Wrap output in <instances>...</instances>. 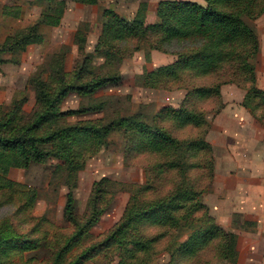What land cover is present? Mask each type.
Here are the masks:
<instances>
[{
  "label": "rangeland",
  "instance_id": "obj_1",
  "mask_svg": "<svg viewBox=\"0 0 264 264\" xmlns=\"http://www.w3.org/2000/svg\"><path fill=\"white\" fill-rule=\"evenodd\" d=\"M77 1L66 0L68 10L64 26L61 29L42 26L44 42L28 47L18 64L8 63L0 67V126L3 129H9L13 125H26L40 113L38 92L36 91L38 82L43 85L44 82H53L55 78V85L56 83L60 85L65 83L68 86H80L83 81L77 80L76 74L86 59L90 62L87 65L88 75L85 76V80H90L94 74L100 77L118 75L119 80L117 83L106 84L93 94L84 95L78 91L68 93L61 102V112L86 111V113L69 116L59 122L51 119L52 128L73 127L78 123L98 121L101 124H98L97 127L112 125V129L102 142L101 139H98L93 140L94 143H90L91 145L89 144L88 147L92 152L88 151L80 160L74 157L75 168L70 167V163L58 155L52 156L45 162L34 163L28 168H9L5 178L12 181V187L2 190L1 187L4 183L0 180V223L6 220L11 221L14 225V232L25 244L17 248L10 246L6 248L7 250H0V264H57V253L60 254L63 248L68 250L61 264H69L72 259L74 260V257L84 254H86L84 257L87 258L83 259L81 264H119L122 258L125 262L134 263L136 261L135 264L142 263L143 259L146 260V263L150 261L148 264H168L172 260V256H175L176 249L181 247L189 235L195 231H179L177 235H180V240L176 248L171 247L172 244L166 238L153 244L147 252L140 254L131 252L132 255L137 256L136 259L140 258L139 262L136 259L131 261L128 251H131L138 240H148L165 231L154 221L134 222L123 233L119 241L104 247L106 238L117 229L116 226L122 220L132 195L140 196L137 186H144L151 182V175L145 171L147 163H154L152 157H148L150 151L136 146L139 144L137 137L139 133L135 131L137 134L135 135L132 132V137H128L127 129L131 124L150 127L157 124L180 142H190L191 139L197 137L199 132L201 135L205 129L202 128L200 131V129L191 126L181 127L179 123L170 118L164 120L159 118L158 120L157 116L161 109L166 107L179 109L186 104L195 115L203 116V120L206 118L209 122L217 110H222L225 107L223 91L232 86L237 92L246 96L250 85L244 82V79H239L238 83L221 85L219 92L217 91L219 96L205 98L194 95L189 98V90L193 87L205 86L216 89L217 84L225 80H221L223 79L221 75L195 77L194 72L183 68L178 72L180 75L178 82L171 83V79H163L162 82L166 84L165 89L145 87L143 76L161 67L176 63L178 57L173 53L178 51L184 54L189 53L194 45L190 42H181L180 45L169 49L173 53L150 49L147 45L139 52H135L131 58L122 61L121 64L115 61L112 65L106 66L105 49L97 47L103 25L107 21L104 12L106 10L113 12L114 8L126 12V9H130L131 6L133 8L147 6V9H150L154 8V3L157 0H99L96 5L82 4L83 6L76 4ZM195 1L197 0H181L179 2H192L203 7L206 6L205 0H201V3ZM39 2L40 0H0V44L9 34L40 23L41 17L49 14L47 5L45 6L46 0H43L44 6ZM3 6L13 8V17L3 15ZM244 20L258 38L260 50L255 64L257 68L259 65V69L264 71V15L257 19L245 16ZM159 22L157 13L146 22V25ZM78 30L83 33L81 34L84 36V42L77 44ZM148 35L150 36L148 41L154 42L153 40L157 36L153 37L152 32ZM80 39L81 37L78 38V40ZM63 49L66 59L62 71L61 61L55 65L52 59L64 51ZM3 57L11 59L10 55L4 54ZM54 68H56L55 77L50 80ZM58 73L60 75L61 73L67 74L66 80L56 77ZM260 83L262 84V80ZM54 84L52 85L55 86ZM257 87L264 91L259 84L258 75ZM248 104L253 109L255 117L264 125L262 97L250 96ZM125 120L126 123H123ZM83 146L85 143H80L75 147L68 142L62 147L68 150L71 147L77 152ZM260 149L263 150V154L264 143L260 145ZM68 154L72 156L74 151ZM89 156L90 158H88ZM198 156L195 152L186 157L187 166L193 165L197 169L190 170L186 174L183 173L185 186L207 182L206 176L209 177V174L212 173L210 157L207 155ZM212 159V163L215 164V153ZM83 162L85 163L82 168L77 169V164ZM0 168H5V166L0 165ZM69 171L74 173H69ZM105 178L114 184L112 187L111 184L109 185L106 189L107 195L104 194L98 203L100 208H106L105 213L79 243L69 246L68 238L76 232V228L70 225L65 218L69 192L71 191L74 196V215L79 217L82 223H85L92 211L90 203L92 204L98 196L94 194V184ZM34 190L37 197L32 202L29 196ZM152 194L149 192L145 196L148 198ZM137 200L143 201V195ZM214 222L217 224L216 221ZM31 238H45L46 240L41 241L40 247L33 249L26 243V240ZM98 244L103 246V249L98 251L95 256L93 251L91 253L85 251L91 250L94 245ZM168 246H170V251H166ZM183 257L181 255L177 257L179 264H196L197 262L196 260L194 262L186 261ZM206 257V261L211 262L213 253H207ZM212 264L228 263L222 260Z\"/></svg>",
  "mask_w": 264,
  "mask_h": 264
},
{
  "label": "trees",
  "instance_id": "obj_2",
  "mask_svg": "<svg viewBox=\"0 0 264 264\" xmlns=\"http://www.w3.org/2000/svg\"><path fill=\"white\" fill-rule=\"evenodd\" d=\"M98 1L78 0L80 4L84 5H96ZM205 1V7L192 2H160L157 12L160 22L149 26L146 25V14L142 10L132 21L106 10L104 16L107 17V21L103 25L97 47H104L107 66L112 65L115 61L121 64L122 61L131 58L135 52H139L147 45L150 49L173 53L170 52V48L180 45L181 42H190L194 47L192 46L189 53L184 54L179 51L173 53L178 57L176 63L161 67L143 76L144 86L165 89L166 84L162 82L163 79H171V83L178 82L180 78L178 72L183 68L194 72L195 77L221 75L223 78L221 80L225 81L217 84L216 89L204 86L193 87L189 90V98L194 95L207 98L219 96L221 85L238 83L239 79H244V82L250 85L244 106L252 110L253 113V109L248 104L249 97H262L264 101V91L257 87V66L255 64L260 48L257 36L248 27L244 17L257 19L264 15V0ZM39 3L44 6L43 0H40ZM46 5L49 14L43 15L40 23L16 30L0 44V67L8 63L18 64L28 47L44 42L42 26L56 28L61 24L67 7L66 0H46ZM12 10L13 8L3 6L2 13L6 17H13ZM150 32L153 33V37L157 36L153 40L154 42L148 41ZM81 33L78 30L76 34L77 44L84 42V36ZM79 37H81L80 40H78ZM4 54L10 55L11 59H5ZM65 59L64 50L55 55L52 62L56 65L58 61H61V70L63 71ZM89 62L85 59L82 68L76 74V79L83 83L75 87L65 83L62 85L56 83L55 85L54 71L56 68H54L50 79L54 78L53 82H44L43 85L38 82L37 84L40 113L26 125H13L9 129H3L0 126V165L5 166V168H0V180L4 183L1 187L2 190L10 189L13 185L12 181L5 178L10 167L28 168L34 163H42L52 156L58 155L66 162L68 161L70 167L75 168L74 157L80 160L88 151L92 152L88 147L90 143H94L98 139H101L102 142L107 137L112 125L97 127L98 124H101L98 121L78 123L73 127L65 128L58 125L61 128H52L51 119L59 122L69 116L86 113V111L61 112V102L68 93L78 91L84 95L93 94L106 84L117 83L119 80L118 75L100 77L95 76L96 74L90 80H85V76L88 75L87 65ZM66 76L67 74H56L59 79H65ZM220 111L217 110L214 116L218 115ZM157 117L158 120L159 118L161 120L170 118L179 123L181 127L191 126L200 129V131L202 128L205 130L201 132V135L199 132L197 137L191 139L190 142L184 143L171 137L166 129L160 128L157 124L153 127L131 124L128 127L126 135L129 134L128 137H132L131 133L134 132L137 135L135 133L137 131L139 144L136 146L150 151L148 157H152L154 160V163L145 165L146 173L151 175V182L144 186H137L138 194L143 195V201L137 200L140 196L132 195L122 220L116 226L117 229L106 238L104 247L119 241L123 233L134 222L154 221L165 231L158 234L157 237L135 242L131 251H128L131 261L137 257L131 252L135 254L147 252L153 244L161 239L168 238L172 244L169 243L171 247L176 248L180 240V235L177 233L186 230L195 232L190 234L187 241L176 249L175 256H172V260L168 264H179L177 257L180 255L184 256L183 259L186 261L194 262L196 260V264H212L222 260L228 264H238V235L215 224L210 209L203 202L204 196L211 191L215 176V164L212 163L214 149L206 140L210 123L206 118L203 120V116L195 115L186 104L179 109L163 108ZM123 123H126V120ZM68 142L75 147L80 143H85V146L76 152L74 148L70 147L68 150L62 147ZM71 151H74L72 156L68 154ZM195 152L197 156L199 155L198 157L202 155L210 157L212 173L209 174V177L206 176L207 182L185 186L183 173L186 174L190 170L197 169L193 165L187 166L186 157ZM84 163H78L76 168H82ZM69 173L74 172L69 171ZM110 184L111 187L114 185L106 178L94 184V194L98 196L92 204L90 203L92 211L85 223H82L80 218L74 215V196L71 191L69 192L65 218L70 225L76 228L75 234L68 238L69 246L79 243L105 213L106 208H100L98 203L104 194L107 195L106 189ZM154 185L155 187H153ZM149 192L153 194L146 198L145 194ZM36 197L37 193L34 190L29 199L34 202ZM43 240L46 239L31 238L26 240V243L36 249L41 246ZM24 244L14 232V225L11 221L6 220L0 223V250H7L6 248L10 246L17 248ZM101 249L103 246L98 244L94 245L91 250L85 251H89L87 253L93 251L95 256ZM67 250V248H63L60 254L57 253V264L64 261L63 258ZM166 251H170V246ZM209 252L213 253V257L208 258L211 262L206 261ZM84 256L86 254L74 257V260L72 259L69 264H81L83 259L87 258ZM136 260L139 262L140 258ZM135 262H125L122 258L119 264H135ZM141 262L139 264H148L150 261L146 263V260L143 259Z\"/></svg>",
  "mask_w": 264,
  "mask_h": 264
},
{
  "label": "crops",
  "instance_id": "obj_3",
  "mask_svg": "<svg viewBox=\"0 0 264 264\" xmlns=\"http://www.w3.org/2000/svg\"><path fill=\"white\" fill-rule=\"evenodd\" d=\"M161 1L157 0L150 9L131 6L126 12L115 8L113 12L132 20L142 10L147 22L157 15ZM76 4L83 6L78 1ZM67 10L66 7L65 15ZM65 15L55 29L64 26ZM257 75L264 89V71L259 65ZM222 96L225 107L209 120L206 136L215 153V176L203 202L218 225L238 235V264H264V153L260 149L264 125L244 106V94L231 86Z\"/></svg>",
  "mask_w": 264,
  "mask_h": 264
}]
</instances>
